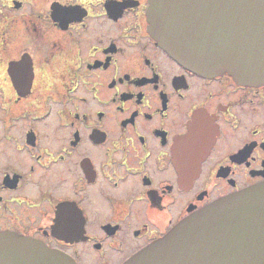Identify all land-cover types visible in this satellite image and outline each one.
I'll list each match as a JSON object with an SVG mask.
<instances>
[{
  "label": "flooded vegetation",
  "instance_id": "af4514ba",
  "mask_svg": "<svg viewBox=\"0 0 264 264\" xmlns=\"http://www.w3.org/2000/svg\"><path fill=\"white\" fill-rule=\"evenodd\" d=\"M147 8L0 0V231L123 264L264 182V82L179 64Z\"/></svg>",
  "mask_w": 264,
  "mask_h": 264
},
{
  "label": "water",
  "instance_id": "95a60500",
  "mask_svg": "<svg viewBox=\"0 0 264 264\" xmlns=\"http://www.w3.org/2000/svg\"><path fill=\"white\" fill-rule=\"evenodd\" d=\"M147 32L179 64L235 82H264V0H147ZM0 264H77L0 231ZM123 264H264V182L181 219Z\"/></svg>",
  "mask_w": 264,
  "mask_h": 264
},
{
  "label": "rangeland",
  "instance_id": "374dc122",
  "mask_svg": "<svg viewBox=\"0 0 264 264\" xmlns=\"http://www.w3.org/2000/svg\"><path fill=\"white\" fill-rule=\"evenodd\" d=\"M86 264H103V263H98L97 260L93 259L92 261L90 262H85Z\"/></svg>",
  "mask_w": 264,
  "mask_h": 264
},
{
  "label": "bare ground",
  "instance_id": "6f19581e",
  "mask_svg": "<svg viewBox=\"0 0 264 264\" xmlns=\"http://www.w3.org/2000/svg\"><path fill=\"white\" fill-rule=\"evenodd\" d=\"M86 256H87L86 259L89 260V255L87 254Z\"/></svg>",
  "mask_w": 264,
  "mask_h": 264
}]
</instances>
